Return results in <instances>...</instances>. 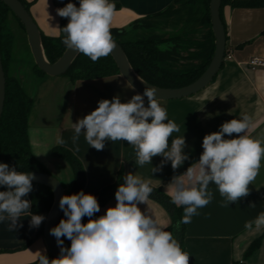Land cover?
Masks as SVG:
<instances>
[{"label":"crops","instance_id":"1","mask_svg":"<svg viewBox=\"0 0 264 264\" xmlns=\"http://www.w3.org/2000/svg\"><path fill=\"white\" fill-rule=\"evenodd\" d=\"M26 2L30 4L29 11L42 34H61L57 28H61V17L57 15L56 9L62 8L65 0L61 7L56 0ZM110 2L119 6L115 8L113 27H124L134 20L165 10L175 0ZM76 6L79 7V2ZM223 16L227 34L226 54H232V58H225L213 83L198 94L160 101L167 111L168 119L180 128L179 133L172 134L169 143L177 136L185 137L187 147L184 152L189 155V159L180 168L174 171L168 162L161 172L152 174L151 168L160 164L162 157H153L151 164L141 167L135 164L134 148L126 141H106L104 150L97 151L86 143L83 134L78 142L79 151H75L71 139L74 134L72 123L95 110L102 99L112 100L119 95L123 103L138 93L126 87L127 81L121 74L77 81L65 75H48L37 81L35 86L30 82L27 88L34 98V106L29 118V138L35 158L69 191L74 182L73 169L64 158L53 152V148L63 146L70 149L85 168V193L97 198L99 214L102 216L109 207L116 205V199L113 196L101 205L98 193L116 181L120 170L123 175L133 173L150 181L153 188L168 196L167 186L173 176L184 174L199 160L204 136L219 131L223 123L241 119L247 114L251 117L248 134L264 140V66H249L253 58L264 59V7L227 5L223 9ZM224 138H236V134ZM58 139L66 143L61 145ZM249 188L247 197L222 207L223 198L217 187L210 183L212 201L197 209L199 214L192 217L191 223L184 224L183 251L190 256L189 264H264V227L257 229L254 224L252 228L245 227L247 221L254 220L259 213L264 212V160ZM250 203H254L255 207H249ZM138 206L142 211L148 208L164 230L172 224L171 211L157 199L150 197L148 205ZM30 219L22 217L23 227L14 233L6 231V226L0 224V250H16L0 253V264H26L38 259V251L48 253L43 236L37 237L38 228L29 227ZM259 237H262L260 246L247 256L248 248Z\"/></svg>","mask_w":264,"mask_h":264},{"label":"clouds","instance_id":"2","mask_svg":"<svg viewBox=\"0 0 264 264\" xmlns=\"http://www.w3.org/2000/svg\"><path fill=\"white\" fill-rule=\"evenodd\" d=\"M56 13L69 19L65 27L57 26L65 34L62 43L67 49L96 62L116 48L111 33L116 9L110 0H79V7L69 2L56 9ZM126 87L135 91L131 81ZM250 126L251 117L244 114L241 119L223 123L219 131L206 134L199 160L184 174L173 176L167 194L172 204L183 206L179 223H191L192 217L199 214L197 209L212 201L210 183L223 198L222 207L250 194L249 186L264 160V140L251 137ZM72 127L75 151H79L78 142L83 134L86 143L97 151L104 150L106 141H126L134 148L135 164L141 167L151 164L153 157H162L160 164L151 168L152 174L161 172L168 162L175 171L189 159L184 152L187 147L184 135L172 138L169 143L180 128L168 119L157 98V89L151 86L127 102L122 103L119 95L112 100H100L95 110L72 123ZM233 134L236 138H224ZM57 142L66 143L63 139ZM34 179L32 172L17 171L15 166L0 163V187L6 189L0 191V224L6 226V231L14 233L22 228V217H31L30 228H38L46 219L33 214L32 201L26 199L33 190ZM123 180L115 192L116 205L99 218H93L100 211L94 195L81 190L62 196L59 208L65 218L49 233L56 238L60 255L49 260L38 251L39 264H189V254L182 250L172 232L164 230L148 208L142 211L138 206L148 205L154 191L150 181L133 173L124 175ZM249 207L255 204L250 203ZM84 217L89 218L87 223H82ZM253 224L257 229L264 227V212L247 221L245 227L252 228ZM62 237L71 242L70 247L64 246Z\"/></svg>","mask_w":264,"mask_h":264},{"label":"trees","instance_id":"3","mask_svg":"<svg viewBox=\"0 0 264 264\" xmlns=\"http://www.w3.org/2000/svg\"><path fill=\"white\" fill-rule=\"evenodd\" d=\"M29 9V3L22 0ZM77 5L79 0H65ZM210 0H175L165 10L134 20L124 27H112L111 33L125 50V53L135 72L150 84L176 88L195 81L209 65L215 50V37L212 31L210 17ZM231 7H264V0H222L221 17L225 6ZM115 5V8H118ZM16 22L26 31L20 20L4 3L0 2V47L3 65L6 73V100L0 121V163L10 167L15 166L21 172H49L34 156L29 138V118L34 106V98L29 93L23 80L11 73L14 63V49L17 36L13 29ZM69 22L61 17V28ZM64 33L59 36L42 34L43 46L47 59L56 62L67 49L63 43ZM28 44V43H27ZM33 58V57H32ZM33 71L39 77L48 76L35 64ZM120 71L111 54L93 62L82 53L77 57L70 70L65 74L72 81L104 78L119 75ZM53 152L64 158L72 167L74 182L66 195L76 194L83 190L87 174L82 162L68 148L55 146ZM123 171L120 170L114 183L106 185L99 191L100 204L104 205L115 196L119 185L124 182ZM150 197L163 203L170 211L172 224L166 231L172 232L183 250L185 225L179 223L184 214L183 206L176 207L170 198L159 189ZM6 190L0 187V191ZM86 194V193H85ZM26 199L32 201L31 212L47 216L52 207L54 196L50 188L33 183V190ZM101 215L96 213L93 218ZM64 213L61 219H64ZM88 217L82 218L87 223ZM44 222L38 227L37 237L43 236ZM64 246L70 247L71 242L63 238ZM262 237L257 238L248 248V256L256 250ZM27 246V245H26ZM24 246L23 248H25ZM20 250V249H17ZM16 250H0V253L15 252ZM49 260L54 259L49 253ZM27 264H39L38 259Z\"/></svg>","mask_w":264,"mask_h":264},{"label":"water","instance_id":"4","mask_svg":"<svg viewBox=\"0 0 264 264\" xmlns=\"http://www.w3.org/2000/svg\"><path fill=\"white\" fill-rule=\"evenodd\" d=\"M56 1L61 7L63 4V0ZM0 2L9 7L12 13L23 24L27 34L31 54L33 56L35 64L39 67V69L52 77L65 75L70 70L80 53L66 49L62 56L56 62H50L47 59L43 46L42 31L23 1L0 0ZM221 8L222 0H210L209 9L212 31L215 37V50L209 65L195 81L188 85L176 88H165L150 84L135 72L122 45L115 38H113L117 46L111 53V56L115 60L122 77L127 82L131 81L134 84L135 90L139 94H143L146 86H151L157 89V98H159L160 101L187 98L196 95L206 89L213 83L214 79L218 75L225 62L227 34L225 24L221 17ZM138 77L148 85L143 83ZM6 84L7 79L0 47V121L2 118L6 100ZM32 173L35 174V179L32 181V183L44 185L50 188L53 192L54 201L44 222L43 238L48 253L54 258H58L60 255V248L57 246L56 238L49 233L50 229L57 226L62 218L63 211L59 208V200L62 196L66 195L67 189L62 185L59 179L50 172Z\"/></svg>","mask_w":264,"mask_h":264},{"label":"rangeland","instance_id":"5","mask_svg":"<svg viewBox=\"0 0 264 264\" xmlns=\"http://www.w3.org/2000/svg\"><path fill=\"white\" fill-rule=\"evenodd\" d=\"M13 29L15 31V34L17 36L16 45L14 49V63L11 68V73L14 75L20 77L23 82L28 86L31 82L33 86H35L37 81H40L45 77H39L35 74L33 71V58L31 55V50L29 47V44H27L26 35L22 28L14 22ZM64 76V75H63ZM66 76V75H65ZM52 77V76H51ZM62 77V76H58Z\"/></svg>","mask_w":264,"mask_h":264},{"label":"built area","instance_id":"6","mask_svg":"<svg viewBox=\"0 0 264 264\" xmlns=\"http://www.w3.org/2000/svg\"><path fill=\"white\" fill-rule=\"evenodd\" d=\"M225 58H232V54H226ZM249 66H251L252 68L264 66V59L253 58L249 61Z\"/></svg>","mask_w":264,"mask_h":264},{"label":"flooded vegetation","instance_id":"7","mask_svg":"<svg viewBox=\"0 0 264 264\" xmlns=\"http://www.w3.org/2000/svg\"><path fill=\"white\" fill-rule=\"evenodd\" d=\"M27 264V263H26Z\"/></svg>","mask_w":264,"mask_h":264}]
</instances>
